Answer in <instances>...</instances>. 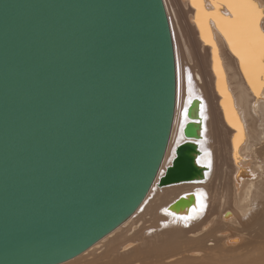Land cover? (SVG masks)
Wrapping results in <instances>:
<instances>
[{
  "label": "water",
  "instance_id": "water-1",
  "mask_svg": "<svg viewBox=\"0 0 264 264\" xmlns=\"http://www.w3.org/2000/svg\"><path fill=\"white\" fill-rule=\"evenodd\" d=\"M176 88L163 0H0V264L64 263L134 213ZM200 126L161 185L202 177Z\"/></svg>",
  "mask_w": 264,
  "mask_h": 264
},
{
  "label": "bare ground",
  "instance_id": "bare-ground-1",
  "mask_svg": "<svg viewBox=\"0 0 264 264\" xmlns=\"http://www.w3.org/2000/svg\"><path fill=\"white\" fill-rule=\"evenodd\" d=\"M255 2L264 9V0ZM164 4L174 40L177 83L167 151L140 206L74 264H217L223 258L264 264V87L253 89L217 24L213 14L230 17L227 6L217 9L213 0H202L201 12L193 0ZM178 6L186 13L184 28ZM260 27L264 30V19ZM193 39L208 65L207 75L194 55ZM193 98L201 101L199 116L194 109L189 113ZM188 122L202 125L200 138L194 141L200 147L196 163L203 175L161 185L178 145L186 140L183 129ZM227 141L225 153L234 171L228 174L225 164L222 174L215 175L216 153ZM140 256L155 260L134 259Z\"/></svg>",
  "mask_w": 264,
  "mask_h": 264
},
{
  "label": "snow or ice",
  "instance_id": "snow-or-ice-1",
  "mask_svg": "<svg viewBox=\"0 0 264 264\" xmlns=\"http://www.w3.org/2000/svg\"><path fill=\"white\" fill-rule=\"evenodd\" d=\"M213 3L217 9L227 6L230 10V17L221 16L218 11L213 15L232 51L239 57L244 74L253 89L264 87V30L260 27V22L264 19V9L255 0H213ZM193 4L203 11L202 0H193ZM197 23L201 24L203 31L204 25L199 15Z\"/></svg>",
  "mask_w": 264,
  "mask_h": 264
},
{
  "label": "rangeland",
  "instance_id": "rangeland-1",
  "mask_svg": "<svg viewBox=\"0 0 264 264\" xmlns=\"http://www.w3.org/2000/svg\"><path fill=\"white\" fill-rule=\"evenodd\" d=\"M170 2H172L174 5H176V4L179 3V0H170ZM165 8H166V4H165ZM177 10H178V12L180 14V18H181L180 23H181L182 27L184 28L185 25H186V23H187V18H186L185 10H184V8L179 7V6H178ZM166 12H167V10H166ZM167 16H168V12H167ZM168 20H169V17H168ZM169 24H170V22H169ZM191 41L193 43V52H194V55H195L196 59L200 62L202 68L204 70H206V75H207L209 73V70H208V65L206 64V60L203 58V54H202L201 50L195 44V39H193ZM173 42H174V40H173ZM212 145L213 146H216L217 145V140L216 139H214L212 141ZM227 146H228V141H227L226 146L224 148H222V151L216 153V159H217V161H216L215 175H219V174L221 175L224 165L227 164V167L229 169L228 174H230L232 176V173H233L234 170H233L232 164L229 161V157L225 153V149L227 148ZM181 253H184V251H181ZM82 254H83V252L81 253V255L79 254L78 256H76V257H74V258H72V259H70V260H68V261H66L64 263H61V264H74V262H76L74 260H76L77 258L79 259L82 256ZM134 259H139L140 260L139 262L149 261V260H155L154 258H150V259H147L146 260L142 256H140L139 258H134ZM216 263L217 264H237V260H235V259H229V258H223V259H221L219 261H216ZM238 264H239V262H238Z\"/></svg>",
  "mask_w": 264,
  "mask_h": 264
}]
</instances>
